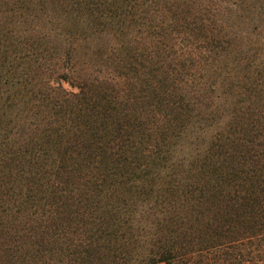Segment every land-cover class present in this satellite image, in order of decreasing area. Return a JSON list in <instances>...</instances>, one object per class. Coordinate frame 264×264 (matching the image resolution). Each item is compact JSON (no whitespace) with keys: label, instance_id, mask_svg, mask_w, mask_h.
Wrapping results in <instances>:
<instances>
[{"label":"trees","instance_id":"16d2710c","mask_svg":"<svg viewBox=\"0 0 264 264\" xmlns=\"http://www.w3.org/2000/svg\"><path fill=\"white\" fill-rule=\"evenodd\" d=\"M264 264V0H0V264Z\"/></svg>","mask_w":264,"mask_h":264},{"label":"crops","instance_id":"0c3cea01","mask_svg":"<svg viewBox=\"0 0 264 264\" xmlns=\"http://www.w3.org/2000/svg\"><path fill=\"white\" fill-rule=\"evenodd\" d=\"M156 264H164V263H156Z\"/></svg>","mask_w":264,"mask_h":264}]
</instances>
